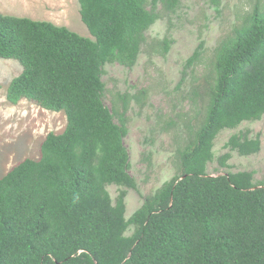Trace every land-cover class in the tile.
<instances>
[{
  "label": "trees",
  "instance_id": "1",
  "mask_svg": "<svg viewBox=\"0 0 264 264\" xmlns=\"http://www.w3.org/2000/svg\"><path fill=\"white\" fill-rule=\"evenodd\" d=\"M78 3L92 38L0 12V58L21 65L6 100L27 99L66 118L61 132L46 133L37 158L0 176V264H264V182H254L250 170L207 172L218 132L264 115V4L254 3L214 47L199 92L205 115L178 150V174L126 217V189H136L123 141L127 104L115 122L102 100L104 66L131 68L159 17L157 5L173 10L178 0ZM169 46L163 40L162 52ZM203 50L200 40L182 79ZM224 147L229 151L216 158L222 167L230 151L257 152L260 138L233 133ZM110 184L119 187L114 201Z\"/></svg>",
  "mask_w": 264,
  "mask_h": 264
},
{
  "label": "rangeland",
  "instance_id": "2",
  "mask_svg": "<svg viewBox=\"0 0 264 264\" xmlns=\"http://www.w3.org/2000/svg\"><path fill=\"white\" fill-rule=\"evenodd\" d=\"M217 2L178 0L173 10L159 3V17L145 31L136 63L131 68L119 63L104 66L102 100L114 112L115 122H119L117 114L124 102L127 104L128 131L123 141L136 189H126V217L141 205L145 195L178 174V150L193 137L205 115L206 95L199 92L210 79L214 47L254 3L264 4V0ZM0 12L48 20L92 38L80 18L78 0H0ZM163 40L170 41L166 52H162ZM200 40L204 42L203 53L182 79L184 62ZM20 70L15 59L0 58V176L25 157L37 158L46 133H59L66 124L63 111L45 109L27 99L16 104L6 100L8 82ZM238 132L249 137L258 134L260 149L249 155L230 151L227 166L222 167L216 158L229 151L224 143ZM213 153L208 173L250 170L254 182H264V115L222 129L213 140ZM106 188L114 201L119 187L110 184Z\"/></svg>",
  "mask_w": 264,
  "mask_h": 264
}]
</instances>
